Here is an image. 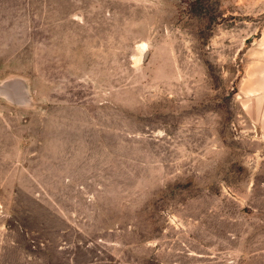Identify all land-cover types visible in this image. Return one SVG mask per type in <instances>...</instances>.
Wrapping results in <instances>:
<instances>
[{"label": "rangeland", "instance_id": "374dc122", "mask_svg": "<svg viewBox=\"0 0 264 264\" xmlns=\"http://www.w3.org/2000/svg\"><path fill=\"white\" fill-rule=\"evenodd\" d=\"M0 264H264V0H0Z\"/></svg>", "mask_w": 264, "mask_h": 264}, {"label": "bare ground", "instance_id": "6f19581e", "mask_svg": "<svg viewBox=\"0 0 264 264\" xmlns=\"http://www.w3.org/2000/svg\"><path fill=\"white\" fill-rule=\"evenodd\" d=\"M139 47H140L141 50L143 49L145 51V49H147V43L146 42H141Z\"/></svg>", "mask_w": 264, "mask_h": 264}, {"label": "water", "instance_id": "95a60500", "mask_svg": "<svg viewBox=\"0 0 264 264\" xmlns=\"http://www.w3.org/2000/svg\"><path fill=\"white\" fill-rule=\"evenodd\" d=\"M147 54H148V50L145 49V52L143 54V59L147 57Z\"/></svg>", "mask_w": 264, "mask_h": 264}]
</instances>
